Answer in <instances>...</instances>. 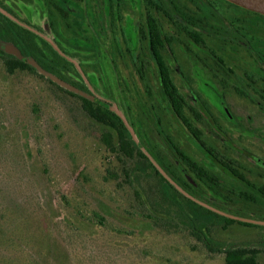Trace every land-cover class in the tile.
Segmentation results:
<instances>
[{
    "label": "rangeland",
    "instance_id": "1",
    "mask_svg": "<svg viewBox=\"0 0 264 264\" xmlns=\"http://www.w3.org/2000/svg\"><path fill=\"white\" fill-rule=\"evenodd\" d=\"M155 1L160 9L146 0H0L35 30L49 69L9 74L0 60V264H226L229 246L259 249L264 264V15L226 0ZM56 6L73 10L64 18ZM149 15L171 39L164 62L189 119L249 185L172 111L143 34ZM47 74L119 109L173 186L144 159L111 152L110 129ZM173 144L218 183L196 176Z\"/></svg>",
    "mask_w": 264,
    "mask_h": 264
},
{
    "label": "trees",
    "instance_id": "2",
    "mask_svg": "<svg viewBox=\"0 0 264 264\" xmlns=\"http://www.w3.org/2000/svg\"><path fill=\"white\" fill-rule=\"evenodd\" d=\"M146 2L149 6L160 9V5H158L155 0H146ZM56 8L64 18L68 17L69 13L73 10L59 6H56ZM0 20L2 21L0 22V60L4 63L6 71L9 74H14L17 71H29L33 74H39L38 68L31 61L36 62L40 67H42V69L49 71L45 61L44 51L40 48L36 41L38 37L36 33L32 32L29 28L12 21L1 11ZM143 32V34L149 38L152 55L159 70L161 87L174 114L180 119L183 125L190 130L197 140L201 142L200 147L206 155H208L216 164L229 172L232 176L249 185L250 182L244 177L237 167L232 165V161L224 159L220 153L212 147H209L202 140L200 131L189 119L186 113V102L179 93L178 89L172 83L164 62V51L171 44V39L165 35L163 28L153 15H149L147 17V31ZM191 37L196 42L202 41L201 34L198 31L192 32ZM3 41L11 42L14 45V48L19 51L20 56L6 51L4 49V44L2 43ZM54 52L56 53V51ZM40 76L44 77V75ZM49 81L63 89V87L53 80L49 79ZM63 90L79 98L84 111L93 120L110 129V131L105 134L104 139L111 152H119L128 159L140 157L156 170L148 156L135 141L132 133L127 128L124 121L118 116L110 104L96 97H92L91 94L86 96L68 89ZM200 107L202 110L205 108L203 103H200ZM195 115L196 118H202L201 113L196 112ZM113 132H115L118 137V148L116 147L114 141ZM173 148L179 159H181L188 169L195 173L196 176L208 184L216 185L218 183L217 179L212 176V174L193 161V159L178 145L173 144ZM156 172L161 176L164 182L169 184L171 183L160 173L159 170H156ZM170 185L173 186L172 183ZM258 192L264 196V186L258 187ZM189 203L195 210L203 212L207 215L216 214L212 209L203 206L198 201L190 200ZM228 221L234 222L235 220L229 219ZM241 224L250 225L249 223L243 222H241ZM222 252L226 255V264H260L258 261V254L261 251L254 247L229 246L225 247Z\"/></svg>",
    "mask_w": 264,
    "mask_h": 264
},
{
    "label": "water",
    "instance_id": "3",
    "mask_svg": "<svg viewBox=\"0 0 264 264\" xmlns=\"http://www.w3.org/2000/svg\"><path fill=\"white\" fill-rule=\"evenodd\" d=\"M226 1H228L230 3H233V4H235V5H237V6L241 7V8H244L246 10H249L251 12H254V13H257V14H260V15H264V0H226ZM0 11L3 12L8 17H10L15 22L19 23L20 25H22L24 27H28V26L22 24L21 22H19L16 18H14L11 15L7 14V12H5L4 10L0 9ZM28 28L31 31L35 32V30H33L32 28H30V27H28ZM4 49L6 51H8L9 53H14L17 56H20L19 51L16 50L14 47L4 45ZM56 49H58V48L56 47ZM31 62L38 68V70H40V69L42 70V68L36 62H33V61H31ZM47 75L54 82H56V83H58L60 85L66 86L69 90L78 93V90H76L73 87L67 85L62 80H60V79H58V78H56V77H54L52 75H49V74H47ZM113 109L118 114V116L124 121L125 125L130 130V132L132 133V135L134 137V131H133L132 127L130 126V124L128 123V120L125 117V115L119 109H117L116 107H114Z\"/></svg>",
    "mask_w": 264,
    "mask_h": 264
}]
</instances>
